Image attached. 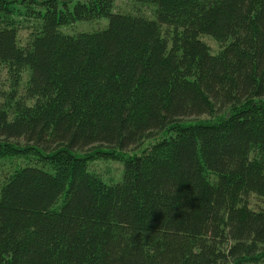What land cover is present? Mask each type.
<instances>
[{"label":"trees","instance_id":"16d2710c","mask_svg":"<svg viewBox=\"0 0 264 264\" xmlns=\"http://www.w3.org/2000/svg\"><path fill=\"white\" fill-rule=\"evenodd\" d=\"M72 1L0 0V264H264V0Z\"/></svg>","mask_w":264,"mask_h":264},{"label":"rangeland","instance_id":"374dc122","mask_svg":"<svg viewBox=\"0 0 264 264\" xmlns=\"http://www.w3.org/2000/svg\"><path fill=\"white\" fill-rule=\"evenodd\" d=\"M86 0H73L70 4V8L74 6L76 2H83ZM117 7L123 8L126 11H131V12H137L138 8H141V10L150 15L151 17L154 16V6L149 5V4H143V3H137L136 5L133 4L132 1L130 0H116L114 10H117ZM154 18V17H153ZM108 18L107 17H101V18H93L88 21H78L74 23H69L67 25H64L61 27V29L67 33H77L79 31H87V30H95L98 28H102L104 24H106ZM37 17L32 16L30 19L25 21L24 23L21 22L22 24L25 25H31L32 27H27V29H23L21 31V45H26L29 42L30 36L26 39L27 33L32 32L35 30L34 26L37 25ZM171 28V27H170ZM166 29V26L164 27ZM168 32V34L171 36V31L165 30ZM201 38L203 39L204 42H206L210 48L211 52L213 54H218L222 49L223 45L218 42L216 39H214L212 36L207 35V34H202ZM2 80L6 81L7 78L9 77V74L7 73V70L2 73ZM28 80V73L25 74L24 78L22 79V82H27ZM3 81V82H4ZM24 85L20 87V91L23 89ZM5 88H7V85L5 83ZM152 142L154 141H146L143 145H152ZM95 159L92 160L90 163L93 165V167L102 174L104 178H109L107 181H117L120 178H122V173H123V165H124V160L121 159H114L111 156L107 157L105 155H98L94 157ZM23 161V165H32L37 161V159L34 157V155L29 154L28 156H25L23 154H16V155H8L0 159V167L5 173V176L8 175L12 170L13 167L18 168V164ZM1 180L0 178V185H1ZM248 204L251 208L253 209H260L264 206V200L262 199L261 196L257 194H251L248 199Z\"/></svg>","mask_w":264,"mask_h":264}]
</instances>
